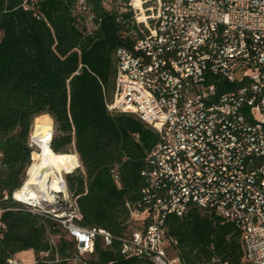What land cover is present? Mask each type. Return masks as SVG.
Returning <instances> with one entry per match:
<instances>
[{"label":"built area","instance_id":"1","mask_svg":"<svg viewBox=\"0 0 264 264\" xmlns=\"http://www.w3.org/2000/svg\"><path fill=\"white\" fill-rule=\"evenodd\" d=\"M76 9L86 33L99 27L89 0H76ZM115 10L119 21L132 12L124 23L135 41L114 52L107 107L136 114L159 136L142 171L143 197L127 203L137 226L120 238L121 252L182 264L167 248V217L196 206L240 230L247 264H264V0H116ZM224 82L235 87L220 90ZM64 183V201L55 197L50 207L25 202L16 190L12 198L59 222L76 243L70 261L86 264L98 237L112 245L115 236L79 222ZM11 209L0 204V232L1 213ZM6 264L26 263L15 254Z\"/></svg>","mask_w":264,"mask_h":264},{"label":"trees","instance_id":"2","mask_svg":"<svg viewBox=\"0 0 264 264\" xmlns=\"http://www.w3.org/2000/svg\"><path fill=\"white\" fill-rule=\"evenodd\" d=\"M101 18L86 33L76 0H0V264L22 250L35 254L33 264H73L76 243L54 219L23 209L12 194L26 179L35 159L32 124L51 130V153L65 174L70 196L83 225L104 227L115 239L98 237L86 264H155L126 257L120 238L137 226L127 203L143 197L147 154L158 133L136 114L110 112L106 97L114 90V52L132 48V12L117 19L116 0H89ZM220 90L235 84L224 82ZM54 120V129H53ZM34 121V123H33ZM32 129V131H33ZM63 153L59 159L54 153ZM5 194L9 197L5 199ZM53 238V240H51ZM168 251L182 264H247L240 230L215 214L191 207L167 217Z\"/></svg>","mask_w":264,"mask_h":264},{"label":"bare ground","instance_id":"3","mask_svg":"<svg viewBox=\"0 0 264 264\" xmlns=\"http://www.w3.org/2000/svg\"><path fill=\"white\" fill-rule=\"evenodd\" d=\"M31 136L39 150L34 152L35 159L28 166L27 177L16 190V196L28 203L51 204L54 202L55 192H67L63 181L64 172L52 157V133L48 125H35Z\"/></svg>","mask_w":264,"mask_h":264},{"label":"rangeland","instance_id":"4","mask_svg":"<svg viewBox=\"0 0 264 264\" xmlns=\"http://www.w3.org/2000/svg\"><path fill=\"white\" fill-rule=\"evenodd\" d=\"M107 5H108V6H111V4H110L109 1L107 2ZM33 123H34V121H33ZM32 129H33V124H32ZM32 129H31V133H32ZM49 129H50V128H49ZM53 129H54V120H53ZM31 137H32V136L30 135V139H31ZM33 141H34V140H33ZM37 148H38V146H37V144L34 142V144H33V149H37ZM53 153H54V152H53ZM67 153L75 154V155L77 156V158H78V162H77V165H76L73 169L68 170V171H65V172L63 173V178H64V179H65V174H66V173L75 170V169L81 164V163H80V160H79V156H78L77 153H75L74 148H71L70 151H68ZM62 154H63V153H54V155H56L59 159H62V157H61ZM25 176L27 177V170H26ZM43 205H45V206H47V207H50L48 204H45V203H43ZM17 256H18L19 258H21L22 260H24L26 264H33L34 261H35V254H34L33 250H31V249L22 250V251H20L19 253H17Z\"/></svg>","mask_w":264,"mask_h":264},{"label":"water","instance_id":"5","mask_svg":"<svg viewBox=\"0 0 264 264\" xmlns=\"http://www.w3.org/2000/svg\"><path fill=\"white\" fill-rule=\"evenodd\" d=\"M63 181L65 182V179H63ZM57 193L59 194V197L55 196L56 199H58L59 201L63 202L64 201V198L61 196L62 193H63V191H58Z\"/></svg>","mask_w":264,"mask_h":264},{"label":"snow or ice","instance_id":"6","mask_svg":"<svg viewBox=\"0 0 264 264\" xmlns=\"http://www.w3.org/2000/svg\"><path fill=\"white\" fill-rule=\"evenodd\" d=\"M17 198H20V197H17ZM79 235V234H78ZM80 239L81 240H86V237L85 236H80Z\"/></svg>","mask_w":264,"mask_h":264}]
</instances>
